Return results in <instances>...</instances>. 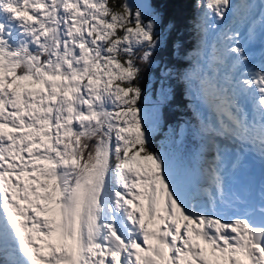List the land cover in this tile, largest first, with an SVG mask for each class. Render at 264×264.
I'll return each mask as SVG.
<instances>
[{
    "label": "snow or ice",
    "instance_id": "obj_1",
    "mask_svg": "<svg viewBox=\"0 0 264 264\" xmlns=\"http://www.w3.org/2000/svg\"><path fill=\"white\" fill-rule=\"evenodd\" d=\"M194 6L211 72L185 79L212 113L195 183L153 146L151 0H0V264H264L245 176L264 168V0Z\"/></svg>",
    "mask_w": 264,
    "mask_h": 264
},
{
    "label": "trees",
    "instance_id": "obj_2",
    "mask_svg": "<svg viewBox=\"0 0 264 264\" xmlns=\"http://www.w3.org/2000/svg\"><path fill=\"white\" fill-rule=\"evenodd\" d=\"M151 2L160 9L159 2ZM160 3L164 15L161 26L165 24L167 34L165 42L154 55V65L145 69L141 83L145 94L151 88L150 95L157 85L167 83L168 95L160 107V122L161 127H170L173 131L166 142L153 136V146L165 152L194 181L199 176L200 167L204 166L200 158L206 140L198 132L200 116L194 108L199 105L197 101L190 102L187 98L193 92V87L190 88L185 79L186 74L196 70L198 62L203 66V60L198 61L196 57L199 40L194 36L197 16L195 0H161ZM178 127H181V132L177 135Z\"/></svg>",
    "mask_w": 264,
    "mask_h": 264
},
{
    "label": "rangeland",
    "instance_id": "obj_3",
    "mask_svg": "<svg viewBox=\"0 0 264 264\" xmlns=\"http://www.w3.org/2000/svg\"><path fill=\"white\" fill-rule=\"evenodd\" d=\"M154 1L159 2L158 7L160 9H158V10L162 14L163 10L160 7L161 6V3H160L161 0H154ZM134 2H139V0H134ZM163 16L164 15L162 14V17ZM162 21H163V18H162ZM162 21H161V23H162ZM161 23H160L158 31L160 32L161 37H162V43H161V45H162L165 42V35L167 34V27L165 26V24H163L161 26ZM211 39L212 38L209 37V44L211 43ZM205 61H207V58H205ZM207 64H208V61H207ZM151 65H154V64H151ZM210 72H211V70L209 71V73ZM149 89L150 90L148 92H146V94H145L144 107L148 109L150 116H152L154 118L153 136H156L157 138L159 137L160 140H162L163 142H166L170 139L171 133L173 131L170 127H165V128L161 127V122H160V107H161V104L163 103V100L168 95L167 83L163 84L162 86L157 85L156 88L154 89V92L152 95H150L152 90H151V88H149ZM195 95L197 97L199 95V93L196 91ZM193 96H194V94H191V93L187 95V98L189 99L190 102L193 100L192 99ZM203 110L204 109L200 110L199 108H197L195 111L197 112V114L199 116H203ZM177 130H178L177 131V135H178V133L181 132V127H178ZM157 138H156V140H157ZM200 169H202V167H200ZM197 174L199 175V172ZM193 180H194L193 182L195 183L198 180V177L197 178L195 177ZM149 227L152 228V227H155V225L150 224Z\"/></svg>",
    "mask_w": 264,
    "mask_h": 264
},
{
    "label": "bare ground",
    "instance_id": "obj_4",
    "mask_svg": "<svg viewBox=\"0 0 264 264\" xmlns=\"http://www.w3.org/2000/svg\"><path fill=\"white\" fill-rule=\"evenodd\" d=\"M256 50L257 48H255L253 51L255 52ZM210 70L211 68L209 67V64H207V73H209ZM249 163H250V158H249ZM249 163H248V166H249ZM245 176L247 178L248 185H250L253 188V194L251 195L250 202L254 208H259L260 207V190H261V187L264 186V175L261 177L258 183L254 181V178L251 172L249 173L248 170L245 172ZM237 186L233 187V191L236 190Z\"/></svg>",
    "mask_w": 264,
    "mask_h": 264
},
{
    "label": "water",
    "instance_id": "obj_5",
    "mask_svg": "<svg viewBox=\"0 0 264 264\" xmlns=\"http://www.w3.org/2000/svg\"><path fill=\"white\" fill-rule=\"evenodd\" d=\"M255 212L257 213V215L259 214V210H255Z\"/></svg>",
    "mask_w": 264,
    "mask_h": 264
}]
</instances>
